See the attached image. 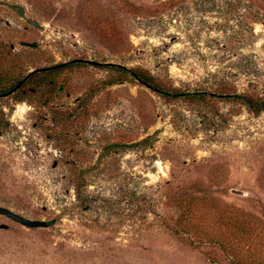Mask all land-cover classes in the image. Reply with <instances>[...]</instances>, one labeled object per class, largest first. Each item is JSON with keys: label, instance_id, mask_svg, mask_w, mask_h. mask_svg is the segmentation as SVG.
<instances>
[{"label": "rangeland", "instance_id": "374dc122", "mask_svg": "<svg viewBox=\"0 0 264 264\" xmlns=\"http://www.w3.org/2000/svg\"><path fill=\"white\" fill-rule=\"evenodd\" d=\"M78 59L128 71L85 64L0 92V206L52 223L0 215V264H238L219 224L264 235V112L225 96L264 93V0H0V89Z\"/></svg>", "mask_w": 264, "mask_h": 264}, {"label": "trees", "instance_id": "16d2710c", "mask_svg": "<svg viewBox=\"0 0 264 264\" xmlns=\"http://www.w3.org/2000/svg\"><path fill=\"white\" fill-rule=\"evenodd\" d=\"M85 64H90V65H95L97 67H102V68H108V69H114L119 72H127L128 70L120 65L116 64H102L98 62H92V61H86L82 59L78 60H72L67 63H62L56 66H53L51 68H43V69H38L32 74H28V76L23 80L19 81L16 85L11 86L10 89H8L5 86H2L0 89V92L3 93L4 95L9 93L10 91H23L24 90V84L27 82L28 79L34 76H50L52 74H60L72 67L75 66H83ZM133 75L139 79L141 82H143L145 85L153 88L156 91H164V89L159 85L155 79L141 71V70H132ZM165 92V91H164ZM192 97H202L203 95L200 93H193L189 94ZM226 99L235 101V102H240L244 104L251 112L254 113H262L264 112V93L262 96L254 98L249 95H240L237 93L233 94H228L225 96ZM195 207L192 202L188 204V213L190 214V217L194 215L195 212ZM187 221V223H185ZM183 224H185V227L183 228V232L189 233V234H196L197 239L198 235L205 234L204 231L201 230L202 225L199 221L197 220H185ZM220 226H225L227 229V234L229 233L227 239V246L231 249V255L237 260L238 264H249L247 262H244L245 259L248 260L247 254L248 252L252 251L251 249L254 248V250H260L261 252V247H263L264 250V235L263 229L261 228V223H257L254 221H247V220H228L227 223L219 224ZM50 226H52V223L50 222ZM221 234V232H220ZM207 235V234H206ZM223 235V234H221ZM210 237L209 235H207ZM218 237L217 232L216 234L212 232L211 234V242L213 243H223L220 241V237ZM209 238V239H211ZM199 242V241H198ZM201 243V242H199ZM224 245V243H223ZM236 249V250H235ZM235 252H232L234 251ZM250 254V253H249Z\"/></svg>", "mask_w": 264, "mask_h": 264}, {"label": "water", "instance_id": "95a60500", "mask_svg": "<svg viewBox=\"0 0 264 264\" xmlns=\"http://www.w3.org/2000/svg\"><path fill=\"white\" fill-rule=\"evenodd\" d=\"M1 4L7 6L11 10H13L26 23H28V24L32 25L33 27L38 28L40 30H45V27L41 23H39L36 20H33L27 16L26 9L24 6L19 5V4H12L9 2H5V1H1ZM22 44L24 46H27V47H35L36 46V43H33V42L32 43L23 42ZM35 71L31 72L30 74L34 73ZM232 192L238 193V194H243V192H241L239 190H232ZM0 215L5 216L8 219H10V220L22 225V226H25L26 228H29V229L49 228L50 227V223L45 221V220L29 219V218H27V217H25V216H23L17 212H14L11 209H9L7 207H3V206H0Z\"/></svg>", "mask_w": 264, "mask_h": 264}, {"label": "bare ground", "instance_id": "6f19581e", "mask_svg": "<svg viewBox=\"0 0 264 264\" xmlns=\"http://www.w3.org/2000/svg\"><path fill=\"white\" fill-rule=\"evenodd\" d=\"M24 111V110H23Z\"/></svg>", "mask_w": 264, "mask_h": 264}]
</instances>
